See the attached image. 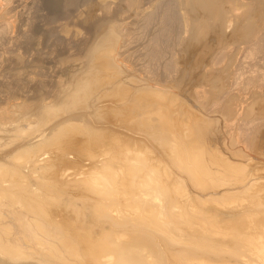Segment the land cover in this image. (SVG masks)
I'll return each instance as SVG.
<instances>
[{"label":"bare ground","instance_id":"6f19581e","mask_svg":"<svg viewBox=\"0 0 264 264\" xmlns=\"http://www.w3.org/2000/svg\"><path fill=\"white\" fill-rule=\"evenodd\" d=\"M20 1L0 0V66H6L0 72V264H264V201L235 207L228 200L248 188L243 176L233 173V162L260 143L264 132V0H82L87 6L83 11L78 8L81 0L46 2L59 15L50 12L61 16L49 13L50 19L65 15V20L54 26L49 19L54 27L44 24L49 29L43 36L62 50L74 49L66 58L57 45L47 52L58 55L60 68L74 59L71 54L80 58L78 68L67 70L66 80H44L38 56L25 59L29 49L41 56L33 23L38 13L32 15L41 8L40 1H35L37 7L30 1L35 7L28 9L29 17L23 9L24 14L18 12ZM17 16L35 20L26 19L29 28L14 36L20 27L16 20H22ZM10 45L25 47L26 57L16 55ZM181 52L183 63L204 61L201 86L187 99L191 103L170 91L178 92L184 82L176 78ZM148 141L170 170L165 172L167 183L154 187L157 193L151 191L162 203L150 200L149 208L158 210L150 223L134 220L123 232L129 219L122 220L119 206L113 215L112 203L107 208L101 197L86 196L75 206L89 212V225L82 218L74 226L42 219L47 201L55 200L51 185L39 189L42 171L56 164L79 165L86 158L93 168L121 161L118 167L123 169L130 156L147 152ZM66 169L54 177L65 178ZM115 174L110 176L114 180ZM184 185L194 187L187 193ZM118 193L102 195L114 199ZM74 199L68 196L67 201L74 206ZM257 210L263 214L259 220L252 215Z\"/></svg>","mask_w":264,"mask_h":264},{"label":"rangeland","instance_id":"374dc122","mask_svg":"<svg viewBox=\"0 0 264 264\" xmlns=\"http://www.w3.org/2000/svg\"><path fill=\"white\" fill-rule=\"evenodd\" d=\"M25 0H23V1H20L19 3H18V6L20 5L21 6V8L19 9V7L17 8L18 10H20V11H18L17 9H16V11H18V12H22L23 14H24V11H27V12H29V10L28 9H30V12H32L33 10H34V7L36 6L37 7V5H39L38 7H40L41 8V10H38L39 12H41L40 14H39V12H36L37 11V9L35 8V11L34 12H32V15H36L37 13V15H38V18H40L41 17V19H39L38 20V18L37 17H35L36 18V20H37V22L38 23H36V20H35V18H29L30 16H31V13H30V15H29V17L28 18H25V17H27V16H25V15H23V16H25V17H18V16H22L21 15V13L19 14H17L18 16L16 17L17 19H19V18H22V20H16V25L18 24L19 25V23H20V27L19 26H16L17 27V29L15 28V30H14V32L16 33H14L15 35L14 36H16L18 33H19V31L21 30V29H26L27 27H28V25L29 24H27L28 22H29V19H32L34 22V25L35 26H37L38 28H36L35 27V30L37 29V31L35 32V40L37 41V43H36V46H35V48H36V50H37V48L39 49V52L41 53V56L38 54V55H36V53H33V51H32V49L30 50L29 48V50L28 51H30V53H28V51L27 50H25V47H20L19 46V48L17 49H15V46L14 45H10V47H12V48H14V50H16L15 51V54L17 55V54H21L22 55V57H23V59L25 58V59H29L30 61H32L33 60V58H35V57H37L38 58V60L40 61V65L41 66H43L42 68H45L44 70H43V72H45L46 74H45V76L46 77H44L43 79L44 80H48V79H53V78H55V79H57V78H59V79H63V80H66L67 78H68V74H67V72L70 70H72L73 71V69H71V68H73V66H77L76 68H78V66H80L78 63H80V61H79V57H77V55H75V56H73L74 55V53L73 54H71L72 55V58L74 57V59H72L73 60V62H74V60L76 61L75 63H73V64H71L70 62L72 61H70L69 63H70V65H68L69 63H66V65H63V68H60V67H62V66H60L61 64L59 63V59L57 60L56 58H58V55H57V57L55 58L54 56L55 55H53L52 56V54H54V53H52L51 55L49 54L50 52H51V50L53 49L54 50V47H56V45H57V48L58 47H60V48H58L57 50H58V52H60V56H61V54H62V57L64 56V55H66L67 54V52H69V50H71V52H74V51H72V50H74V49H70V48H65V49H63L62 50V46H60V45H58L57 43H53V42H55V40H51V39H48V37H44L43 35H44V33L49 29V28H47L48 26H53L52 25V23L49 21V19H50V14L52 13V12H56V11H58V10H56V11H54L55 9H53V11L52 10H50V8H47V4L48 3H46V2H51V0H26L25 2H28L29 4H27V3H25L24 2ZM34 4L35 3V1L38 3V1H40L39 3H41V4H37V3H35L34 5L33 4H31V2ZM59 1H61V0H59ZM95 1H98V0H95ZM100 1V0H99ZM24 2V3H23ZM62 2V1H61ZM61 2H57V4L58 3H60V5H59V7L61 6ZM85 2V1H84ZM87 2V1H86ZM23 3V4H22ZM46 5H45V4ZM140 3V2H139ZM37 4V5H36ZM50 4V3H49ZM25 5V6H24ZM80 5V6H79ZM79 10L80 11H83V10H86L87 9V6H86V3L84 4L83 3V1L81 0V1H79ZM30 6H31V8L33 7V9H32V11H31V8H30ZM81 6H83V7H81ZM86 6V7H85ZM48 7H50L49 5H48ZM40 8H38V9H40ZM77 8V9H78ZM86 8V9H85ZM22 9L24 10V11H22ZM45 9V10H44ZM77 9H72L71 11H73V13H74V11H75V13H76V11H78ZM48 11V12H47ZM50 11H52V12H50ZM71 11H70V14H71ZM36 12V13H35ZM26 13V12H25ZM35 13V14H34ZM45 13H47L46 14V16L44 17V15H45ZM72 13V14H73ZM74 13V14H75ZM26 14H28V13H26ZM42 14V15H41ZM44 14V15H43ZM53 14V13H52ZM51 14V15H52ZM56 14H58L59 15V11L56 13ZM36 15V16H37ZM54 16H52L53 18H55V14H53ZM56 16V17H61V16ZM60 15H62V17H63V15L64 14H60ZM43 16V17H42ZM68 16H69V14H68ZM68 16H66V18H67V20H68ZM31 17H33V16H31ZM49 17V18H48ZM51 17V18H52ZM73 17V16H72ZM15 18V19H16ZM25 18V19H24ZM48 18V21H46V20H44V19H47ZM64 20H65V15H64ZM63 18H61V19H63ZM26 19H28V22H27V20ZM59 20L61 23L63 22L64 23V21H62V20ZM43 20V21H42ZM50 20H52V19H50ZM55 19H53L52 21H54ZM56 20L58 21V18H56ZM56 20L54 21V23L56 22ZM71 16L69 17V20L68 21H66V22H71V24L72 25H70V26H72V28H77V26H76V24L74 23V21L73 20H71ZM20 21V22H19ZM23 21V22H22ZM24 21H26L27 23L26 24H24L25 22ZM58 21V22H59ZM42 22H43V24H42ZM46 22H47V24H46ZM49 22V23H48ZM60 22H59V24H60ZM74 23V25H73V23ZM41 23V24H40ZM45 24V26H47V27H43V25ZM50 24V25H49ZM70 24V23H69ZM23 25V26H22ZM25 25H27L26 27H25ZM55 25H57V22H56V24H54V26ZM53 26V27H54ZM80 27L82 26V25H79ZM23 27V28H22ZM21 28V29H20ZM29 28V27H28ZM47 28V29H46ZM50 28H52V27H50ZM24 29V30H25ZM79 30L81 29V28H78ZM82 29H84V26H82ZM27 30V29H26ZM44 30H46V31H44ZM44 31V32H43ZM82 31V30H81ZM84 32H85V29L83 30ZM82 31V32H83ZM84 32H83V34H84ZM41 34V35H40ZM36 35H38L37 37H36ZM45 35H46V33H45ZM44 38H45V41H44ZM41 42H40V41ZM43 41V42H42ZM40 42V43H39ZM44 42H47V44L48 43H52L53 44V47L52 48H50L51 46V44H46V43H44ZM38 44H40L39 46H38ZM46 45L48 46V47H46ZM55 45V46H54ZM34 47V46H33ZM41 48V49H40ZM50 48V49H49ZM23 49V50H22ZM27 49V48H26ZM43 49H45V50H43ZM67 49V50H66ZM22 50V51H21ZM25 50V51H24ZM40 50H43V52H45V53H43L42 51H40ZM50 50V52H47V51H49ZM53 50H52V52H53ZM61 50H62V52H61ZM65 50V51H64ZM20 51V52H19ZM27 51V52H26ZM19 52V53H18ZM28 53V54H26V56H25V54H23V53ZM38 52V53H39ZM47 52V53H46ZM63 52H65V54L63 53ZM14 54V55H15ZM49 54V55H48ZM20 55V56H21ZM24 55V56H23ZM31 55V56H30ZM34 55H36V56H34ZM48 55V56H47ZM69 56H70V54H68ZM68 55L67 56H64L65 58L66 57H68ZM182 52H181V55H180V59L178 60L179 61V70H178V73H179V75H178V73H177V76L178 77H176V78H178V79H184V80H182V82H183V84H181L180 85V87H179V91L177 92L176 90H178V89H176V90H174V89H171V88H169V89H167V90H170L171 92L173 91H175L174 93L175 94H178V96L180 97H178L177 95H174L175 97L177 96V98L176 99H182V100H184V101H187V99L190 101V96H191V94H193L192 92H194V90H196V89H198L200 86H201V82H200V80H199V77H200V73H199V71H200V67H203L204 66V61H202V59H201V61L199 62L198 61V63L197 62H195V60L196 59H194V58H192V60L191 61H189L187 64L186 63H183L182 61H184V60H182ZM7 56V55H6ZM51 56V57H50ZM184 56V55H183ZM41 57V58H40ZM43 57V58H42ZM53 57V58H52ZM77 57V58H76ZM55 58V59H54ZM79 58V59H78ZM78 61H77V60ZM57 60V63L56 62H54V61H56ZM46 62V63H45ZM78 62V63H77ZM191 62V63H190ZM192 62H193V64H192ZM203 62V63H202ZM44 63V64H43ZM59 63V64H58ZM7 64H9V63H7ZM6 64V65H7ZM57 64V65H56ZM65 64V63H64ZM183 64V65H182ZM199 64H201V65H198ZM188 67H186V66ZM4 65H1L0 66V72H1V74L3 75L4 74V72H6V70H4V67H6V66H4ZM66 66V67H65ZM70 66H71V68H70ZM134 66H137V68H138V64L137 65H134ZM193 66L197 69V70H195V68L192 70L191 68H193ZM196 66H198V68L196 67ZM58 67L60 68V70L58 69ZM74 67V68H75ZM186 67V68H185ZM75 68V69H76ZM183 68V69H182ZM3 69V70H2ZM56 69H57V71L59 72H62V74L61 73H58L57 71H56ZM63 70V71H62ZM68 70V71H67ZM190 70H192V71H190ZM182 71V72H181ZM186 71V72H185ZM3 72V73H2ZM66 72V73H65ZM189 72H191V73H189ZM195 73V74H193V73ZM198 72V73H197ZM8 73V72H7ZM57 73H58V76H57ZM181 73V74H180ZM187 74V76L185 75L184 77L185 78H181L182 76H183V74ZM0 74V75H1ZM55 74V75H54ZM193 74V75H192ZM197 74V75H196ZM1 75V76H2ZM55 77H54V76ZM64 75H66V76H64ZM194 75H196V76H194ZM53 76V77H52ZM57 76V77H56ZM63 76V77H62ZM180 76V77H179ZM188 76H190V77H192V78H189ZM194 76V77H193ZM189 78V79H188ZM198 78V79H197ZM191 79V80H190ZM187 80H189L188 82H187ZM197 80H198V82H197ZM194 81H196V82H194ZM180 82H181V80H180ZM188 84H187V83ZM190 83V84H189ZM199 83V84H198ZM186 84V85H185ZM198 84V85H197ZM188 85H190V87H187ZM185 88H184V87ZM198 86V87H197ZM182 88V91L180 90ZM186 88H187V90H186ZM194 88V89H193ZM196 88V89H195ZM193 89V90H192ZM186 91V96L184 95L185 93H184V91ZM190 90V91H189ZM187 91H189V92H187ZM191 92V93H190ZM180 93V94H179ZM190 93V94H189ZM185 97V98H184ZM189 101H187V102H189ZM189 103H191V102H189ZM189 103H187V105H189ZM191 105V104H190ZM189 108H192L191 106H189L187 109L189 110ZM190 110H192V109H190ZM139 112V111H138ZM135 114H137V113H135ZM258 119V118H257ZM259 120V119H258ZM258 120L256 121V122H258ZM136 122L137 123H140V120H139V118H138V120H136ZM264 128V127H263ZM262 131H264V129L262 130ZM262 137H261V141H260V143H256L255 144V146H249L248 148H247V152H249V153H247L246 154V156L244 157V158H237L239 161H234L233 162V165L234 166H236V169H235V167L233 168V173L235 174V175H237V174H239V176H243V178H244V180L246 181V184L248 183V188H247V190L245 191V192H243V193H241L240 195H238L237 197H235V198H231V199H228L229 200V202L231 201H235L234 203H232V204H234V206L236 207V205L238 206L239 204L241 205H244L245 204V206H247L249 203H257V205H260L262 202L261 201H264V140H263V138H264V132H262V135H261ZM263 142V143H262ZM262 143V144H261ZM257 145H258V147H257ZM147 149V152L146 151H143V152H141V151H139V152H141V153H138L137 154V152H136V150L137 149H135V152H136V154L132 157V156H130L131 158H130V161L131 162H129L128 163V166H124L123 167V169L122 168H120L119 169V164L121 163V161H118V163H111V164H109V165H107L108 167H106V166H103L104 168L106 167V172H104L105 173V175H103V173L101 172V171H105V169H103L102 170V166L100 167V166H98V167H94L93 168V165H91L90 166V162H89V160H86V159H88V158H86L83 162H80V166L78 165V164H76V163H70L69 165H63V168H61V165H60V167L56 164L55 166H56V168H55V166L53 167H49V168H47V169H45L44 171H42V173H41V175L39 176V179H38V186H39V189L40 190H45V188L47 187V186H52V188H53V198L55 197V200L53 199V201H47V208H46V211H47V215L45 214V215H42L41 217H42V219L43 220H49V221H52V222H54V223H56V225H62V226H74V225H77V223L76 222H74V220L76 219V218H82L83 219V223L85 224V225H89L90 224V221L91 220H89V212H87V211H83V210H79V209H77V211H76V207L79 205V204H81L80 203V201L78 200L81 196H86L88 199H92V198H97L96 200H98V197L101 199V201H104V203H103V205H104V207H109L110 205H111V203L113 204V205H111L110 207H113V209L111 208V210H112V214L114 215L115 213L113 212V210H115L114 209V207L116 208V206L118 207L119 206V210H117V211H119V214H116V216L117 215H119V216H124L125 218H122V220L124 219H129V221H126V223L125 222H123V224L125 223V224H127V225H122V230H123V232H124V229H127L126 227L128 226V223L129 222H131L132 221V224L134 225V220H136V221H146V223L149 221V223H150V221H152L151 219H152V217L153 216H155V214L157 215V213H156V211L158 212V210L156 209L157 207L156 206H153V207H150L149 208V203H150V200H152L153 202H155V200L156 201H158L157 203H154V204H156V205H158V204H160V203H162V201H159V197H156V195H155V197L154 196H152V195H154L153 193H157V192H155V191H157L155 188L156 187H158L157 189H160L159 187H161L162 188V185H164V183L166 184L167 183V181H168V179H167V176H166V174L167 173H165V172H170V170L168 171L167 169H166V167H167V165L166 164H164V163H166L160 156H162L161 155V153H159L160 151L156 148V146H154L153 147V143L151 142V141H148L147 142V144H146V146H145ZM255 147H257V148H255ZM260 147H261V149H260ZM151 149V150H150ZM156 149H157V151H156ZM258 149V150H257ZM134 151V150H133ZM152 151V152H151ZM134 152V153H135ZM157 152V153H156ZM127 154L128 153H126L125 154V157L127 156ZM157 154H160L159 156L157 155ZM140 156V155H142L144 158H140V157H137V156ZM146 155V156H145ZM254 155H256V156H254ZM141 156V157H142ZM150 156H152V157H150ZM253 156L254 157V159H253V157L251 158V157ZM258 156V157H257ZM109 157V156H108ZM136 157H137V159H136ZM146 157H149V158H147V160L145 159ZM155 158V162H153L154 161V158ZM160 157V158H159ZM124 158V157H123ZM135 159V163L134 162H132V160H134ZM140 158V159H139ZM156 158H157V160H156ZM143 159H144V161H143ZM153 159V160H152ZM158 159H160V161L162 160V162H160ZM151 160V161H150ZM249 160V161H248ZM140 161H142V163L140 162V164H139V162ZM147 161V162H146ZM159 161V162H158ZM241 161V162H240ZM245 161V162H244ZM120 162V163H119ZM138 162V163H137ZM143 162H144V164H143ZM151 162V163H150ZM164 162V163H163ZM243 162H244V164H243ZM88 163V164H87ZM133 163V165H134V169H131L130 170V168H132L133 166H130L131 164ZM146 163V164H145ZM152 163H154V164H152ZM157 163V164H156ZM158 163H159V165H158ZM161 163V164H160ZM75 165V166H72V165ZM130 164V165H129ZM135 164H136V168H135ZM142 164V165H141ZM164 164V166H162ZM78 165V166H77ZM82 165V166H81ZM121 165V164H120ZM140 165V166H139ZM150 165V167H149V169H147L148 168V166ZM153 165V166H152ZM261 165V166H260ZM57 166H58V168H57ZM67 166V167H66ZM85 166V167H84ZM141 166L143 167V166H145L144 168H143V170H142V168H141ZM147 166V167H146ZM157 166L158 168H155V167ZM160 166H161V168H160ZM68 168V169H66V168ZM152 167H154L153 169L155 170V171H153V169H152ZM95 168H97V174H94V173H96L93 169H95ZM139 168V169H138ZM141 168V169H140ZM61 169L63 170H68V171H70V172H68V175L66 174V175H64L65 176V178H63V179H60V177H61V175H59L58 177V179H56L55 177H54V174L58 171V172H60L61 173ZM98 169H100L99 171L101 172V174L104 176V177H108V179H110V180H108L107 178V180L105 179V178H103V176L102 175H98ZM136 169H137V171H136ZM94 172L93 174L95 175V176H97L98 177V179L95 177V176H93V174H92V171ZM96 170V169H95ZM114 172H113V171ZM118 170V171H117ZM135 171V173H134V171ZM146 172H145V171ZM149 170V171H148ZM152 171V173H151V171ZM161 171V172H160ZM67 173V171H64L63 173ZM100 172H99V174H100ZM132 172V173H131ZM140 172V173H139ZM141 172H142V174H141ZM150 172V173H149ZM70 173V174H69ZM108 173V174H107ZM109 173H110V175H109ZM114 173H116L115 174V180H114V177L112 178V177H110V176H114L113 174ZM144 173H145V175H146V178H145V176H144ZM149 173V174H148ZM250 173V174H249ZM112 174V175H111ZM163 174V175H162ZM241 174V175H240ZM257 174V175H256ZM117 175V176H116ZM143 175V176H142ZM147 175H148V177H147ZM150 175V176H149ZM248 175V176H247ZM66 176H68V177H66ZM252 176V177H251ZM132 177V178H131ZM135 177V178H134ZM137 177V178H136ZM250 177H251V179H253L254 180V182H252L251 180H249L250 179ZM256 177V178H255ZM62 178V177H61ZM99 178L100 179H102L103 178V180H99ZM112 178V179H111ZM130 178V179H129ZM255 178V179H254ZM87 181H89V182H87L86 183V180ZM95 179V180H94ZM129 179V180H128ZM152 179V180H151ZM157 179V180H156ZM85 180V181H84ZM97 180V181H96ZM98 180L100 181L99 183L102 185V183L101 182H103L104 180L107 182V183H109V186H108V184H106L107 186H105V181L103 182V185L102 186H104V187H100L101 185L99 184V183H97L98 182ZM112 180V181H111ZM117 180V181H116ZM148 181V182H147ZM152 183H151V182ZM251 181V182H250ZM250 182V183H249ZM256 182V183H255ZM258 182V183H257ZM97 185H96V184ZM150 183V184H149ZM253 183V184H252ZM255 183V184H254ZM90 184V185H89ZM161 184V185H160ZM87 185V186H86ZM91 185H96V186H92L91 187ZM131 185V186H130ZM153 185V186H152ZM250 185V186H249ZM136 186V187H135ZM147 186H148V188H147ZM259 186V187H258ZM63 187H65V189H63ZM88 187H90V188H88ZM98 187H100V188H103V189H101V191H102V193L103 192H107L108 194L110 193V192H112V191H116L118 194L117 195H114V199H110V198H108L107 196H108V194H107V196H104V195H106V193L104 194V195H102V193H98V191L97 190H99V189H97ZM108 187V188H107ZM111 187V188H110ZM149 187L151 188V189H149ZM155 187V188H154ZM194 187V186H193ZM193 187H191L192 189H193ZM221 187H223V186H220L219 188L220 189H223V188H221ZM93 188H95V189H93V191L91 192V190ZM105 188V189H104ZM117 188V189H116ZM122 188V189H121ZM149 189L150 191L148 192V190L147 189ZM184 188H188L189 190H187L186 192L188 193V191H190V186L188 187L187 185H184ZM261 188V189H260ZM67 189V190H66ZM107 189H110V191L109 190H107ZM112 189H114V190H112ZM251 189V190H250ZM95 190V191H94ZM107 190V191H106ZM112 190V191H111ZM152 190H155V191H152ZM96 191H97V194H98V196L97 195H94V194H96ZM136 191V192H135ZM153 193H152V192ZM100 192V191H99ZM151 192V193H150ZM259 192V193H258ZM141 193V194H140ZM144 193V194H143ZM259 195H258V194ZM100 194V195H99ZM89 195V196H88ZM93 195V196H92ZM102 195V196H101ZM251 195V196H250ZM68 196H70V197H72V198H75L74 200H73V202H74V206L73 205H71V204H69L68 203ZM97 196V197H96ZM139 196H141V197H139ZM148 196V197H147ZM90 197V198H89ZM103 197V198H102ZM120 197V198H119ZM144 197V198H143ZM154 197V198H153ZM174 197V196H173ZM232 197V196H231ZM255 197V198H254ZM139 198H141L142 200H138ZM157 198V199H156ZM258 198H260V199H258ZM90 199V200H91ZM102 199H104V200H102ZM134 199V200H133ZM146 201H145V200ZM161 200V199H160ZM113 201V202H112ZM117 201V202H116ZM134 201V202H133ZM139 202V203H138ZM160 202V203H159ZM105 203H106V205H108V206H106L105 205ZM120 204V205H116V204ZM144 203V204H143ZM231 204V205H232ZM75 205H77V206H75ZM115 205V206H114ZM140 207H139V206ZM161 205V204H160ZM239 205V206H240ZM144 206V207H143ZM122 209V210H121ZM124 209V210H123ZM128 209V210H127ZM106 210V209H105ZM108 210V209H107ZM106 210V211H107ZM139 210V211H138ZM124 213H123V212ZM259 212V213H258ZM123 213V214H122ZM163 212H161V215H164V214H162ZM154 214V215H153ZM255 214H256V217H255ZM260 214H261V216H260ZM153 215V216H152ZM159 215V214H158ZM253 216H254V219H261L260 217H262V212L260 213V211L259 210H257V211H254V213L252 214ZM151 216V217H150ZM253 216H252V218H253ZM149 217V218H148ZM163 217H165V215L164 216H162V218ZM185 217H189V218H191L189 215H185ZM146 218V219H145ZM138 219V220H137ZM123 220V221H124ZM148 220V221H147ZM161 220V219H160ZM81 222L80 221H78V224H80ZM130 224V226H131V223H129ZM81 225H82V223H81ZM96 227H98V226H96ZM95 227V228H96ZM123 227H125V228H123ZM119 230H121V228H119ZM121 230V231H122ZM145 231V230H144ZM148 231H150L151 233H153L152 232V230L150 229H148ZM150 232H147L146 234H148V235H150ZM152 235V234H151ZM151 264V263H150Z\"/></svg>","mask_w":264,"mask_h":264}]
</instances>
